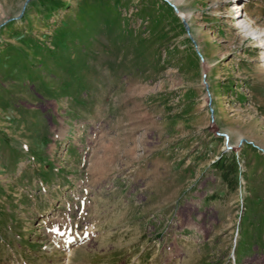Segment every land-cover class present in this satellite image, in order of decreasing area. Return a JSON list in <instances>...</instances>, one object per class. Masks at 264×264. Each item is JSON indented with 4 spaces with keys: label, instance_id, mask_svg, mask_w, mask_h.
I'll list each match as a JSON object with an SVG mask.
<instances>
[{
    "label": "rangeland",
    "instance_id": "1",
    "mask_svg": "<svg viewBox=\"0 0 264 264\" xmlns=\"http://www.w3.org/2000/svg\"><path fill=\"white\" fill-rule=\"evenodd\" d=\"M169 1L0 0V264H264V0Z\"/></svg>",
    "mask_w": 264,
    "mask_h": 264
},
{
    "label": "water",
    "instance_id": "2",
    "mask_svg": "<svg viewBox=\"0 0 264 264\" xmlns=\"http://www.w3.org/2000/svg\"><path fill=\"white\" fill-rule=\"evenodd\" d=\"M30 1H32V0H27V2H26V4L24 5V7H23V10H22V14H21V16L19 17V18H21L22 16H23V14H24V12H25V9H26V6H27V4L30 2ZM175 11H176V13L181 17V19H182V21H183V23H184V25L186 26V28H187V30H188V34L190 35V32H189V29H188V24H187V22H186V20L182 17V13H180V11L176 8V6L174 5V4H172L169 0H165ZM19 18H16V19H14V20H17V19H19ZM194 44L196 45V43L194 42ZM196 51H197V53L199 54V56L200 57H202V55L200 54V52H199V50H198V47H197V45H196ZM210 110H211V113H212V118H214V111H213V109H212V107H211V100H210Z\"/></svg>",
    "mask_w": 264,
    "mask_h": 264
},
{
    "label": "bare ground",
    "instance_id": "3",
    "mask_svg": "<svg viewBox=\"0 0 264 264\" xmlns=\"http://www.w3.org/2000/svg\"><path fill=\"white\" fill-rule=\"evenodd\" d=\"M182 17L186 20V17L182 14Z\"/></svg>",
    "mask_w": 264,
    "mask_h": 264
}]
</instances>
